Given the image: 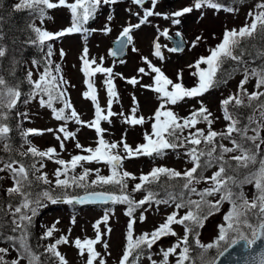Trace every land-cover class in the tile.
Segmentation results:
<instances>
[{"label": "snow or ice", "instance_id": "obj_1", "mask_svg": "<svg viewBox=\"0 0 264 264\" xmlns=\"http://www.w3.org/2000/svg\"><path fill=\"white\" fill-rule=\"evenodd\" d=\"M119 0H74L68 3V0H58V3H53L52 0H20L15 5L17 10L29 9L38 13V17L43 22L46 14V9H52L58 6H66L72 15V23L61 31L52 33L34 23L30 25L35 38L31 39V43L44 45L46 41L53 40L57 37H62L65 34L77 33L84 31L83 25L92 18L101 5H114ZM136 5L143 6L145 0H132ZM151 7L144 8L143 16L140 18L139 23L127 24L119 33L118 43L120 50L132 43L131 32L133 29H138L142 24L147 22L151 16H164L165 19H170L173 24H179L180 20L177 19L187 13H191L194 9L200 10L202 8H212L217 11L221 10L224 6L218 0H194L190 6L183 7L180 10L171 13H161L155 11L159 0H150ZM257 11L248 13L251 18L250 23H246L239 29H225L221 42L214 48L209 50V55L200 57L195 65L197 71L192 75L198 78V83L193 87H186L182 82V73L177 74V81L170 79L160 67L154 65L148 57H142L145 62V67H140L137 71L140 74L150 76L154 81L153 84L142 85V87L151 89L158 94L157 99L160 101L157 109L152 117L148 119L153 121L151 124V133L147 131L144 133L145 143L138 144L135 148L126 142L125 137H122L119 142H109L104 138V133L107 131L101 127V121L111 123V117L117 115L112 111L113 98L118 99V93L115 90L113 76H121L126 79L127 83L131 85H138L140 81L136 76L123 77L120 73H113L112 67L104 66V57L98 58L88 56V48L83 49L80 57L82 60V69L86 77L85 83L88 86V91L82 95L85 98H90L95 106L94 119L91 121H84L81 119L80 114L76 111L70 100L67 98V88L65 87L68 82L63 77H57L53 74L49 67H45L40 73L39 78L32 79V73H28L29 83L32 85V92L30 98L39 97L41 107H46L51 110L52 116L57 121H63L58 128H48L43 130L27 129L23 136L25 142L29 144L26 151L20 152V156L39 157L41 160L47 158L54 161L59 167L55 169L54 186L61 189L59 194L54 192L53 188H48L42 192L29 191L33 180L30 177V168L34 170L31 175L35 176L36 181H40L45 185H52L53 181L49 180L48 174L41 170L45 167L43 163L37 167L33 163L30 168L23 162L16 159H9L0 167V172L8 171L11 173L13 184L7 189L9 196H19L20 203L14 207L9 204V210L12 213V223L15 225L11 231L18 232L19 236L8 237L13 241V248L17 251L18 255L15 259L6 260L8 248H0V264H21V261L26 260L27 264H41V258L37 255L28 243V228L31 225L33 218L38 214L40 208L46 207L44 201L52 204L67 203V204H85L88 202H109L114 204L127 205L126 215L129 217L127 224L126 244L123 254L120 257L118 264H140V257L144 254V249H151L161 238L168 236H176L172 225L178 224L184 226V236L181 237L176 244L165 249H161L163 259L159 262L152 260L149 255L148 259L151 264H168L170 255L177 254L178 258L176 264H185L190 259L188 236L195 227H203L204 222L219 212L224 202H228L231 207L229 211L224 214V224L218 226V236L214 243L207 245H200L203 249H212L214 247H222L223 250L218 253L223 256L229 248L244 242V247L248 250L252 249L259 241L264 239V137L261 136V130L264 129V102L257 103L255 107L259 110L260 121H256L254 116H250L249 125L253 122L256 127L252 128L253 135H248L249 125L240 126V121L233 118L229 112L228 106L234 104L235 106H245V98L247 99V106H253L254 102L260 101L264 97V67L249 69L246 65L243 67V78L238 85V91L229 95L226 99L221 101L224 111V119L228 121L226 129L223 132H216L212 129L213 120L211 119L212 113L203 105L198 109H194L187 117H179L175 112L167 107L168 104L177 105L185 98H197L204 95L209 89L216 86L218 83V74L222 71V66L227 61L236 62L237 65H244L243 60L245 49L242 47V41L254 39L259 36L264 39V0L256 5ZM229 12L236 11L235 8H226ZM135 15L140 16L139 13ZM113 17L108 16L107 20L111 21ZM102 31L105 34L111 32L108 23L105 24ZM162 35L167 36V30H164ZM201 37H197L193 41V47L200 41ZM154 55L163 59L161 53V46L158 42L154 44ZM136 51V49H133ZM170 51H179V48L169 49ZM4 50L0 48V57L4 55ZM64 55L61 50V56ZM110 55L116 57L119 51L116 49L110 50ZM264 55V53H262ZM47 56H52L51 46H48ZM34 63H39L34 61ZM50 63V61H49ZM120 63H124L123 60ZM206 65L202 68L201 65ZM95 65V67H93ZM56 73L60 72L59 65L56 66ZM96 73L105 74L106 78L103 83L106 85L108 96L107 114H104L105 109L101 108L96 90L93 83L87 79L94 76ZM154 74V75H153ZM255 78V89L248 92L245 87L249 80ZM226 82V81H225ZM22 93L15 86H9L6 81L0 77V143L3 144L5 152H11L12 148L6 141L9 139L8 134L11 129L6 121L9 119L11 111L16 107ZM47 97V99H45ZM27 102V101H26ZM60 102L62 107H55L54 103ZM133 104L131 115H125L123 112L119 115L123 118V122L131 125H143L145 117L143 115L137 116L138 102L133 97ZM70 110V114L66 113ZM72 120L77 125L87 126L94 129L98 139L96 140V147H84L76 141L75 147L81 150V153L71 156L70 160L59 158V153L54 146L48 147L46 150H39L35 145H32L27 137L30 134L42 135L44 132L53 133L54 138L59 142L60 149L64 150L65 141L68 139H76L77 132L70 131L67 127V121ZM201 121L206 122L207 131L196 127ZM185 129H195L189 131L184 135ZM79 131V129H77ZM233 133L239 135V140L233 137ZM62 134V135H61ZM217 137L227 139L231 143V147L217 141ZM247 142H250L247 143ZM205 147H199L201 144ZM187 146V147H186ZM210 146V147H209ZM186 147V155L189 157L192 167L183 172L167 167H154L149 173H141L139 176V183H136L128 191V184L126 178L137 179L133 173L127 170H122L123 161L138 156L154 155L161 156L167 149H176ZM122 148V152L119 149ZM239 153L231 155L228 159L225 158L226 154ZM203 158V160H202ZM234 161L233 165L231 162ZM103 163L109 167L110 175H102L99 168L90 169L84 167L85 163ZM217 165V170L211 176H203L198 170L206 169ZM77 167L82 168L79 175L75 173ZM95 172V179L87 182L89 175ZM35 173H40L35 175ZM161 175H165L168 179H182L183 183L179 185V192L167 191L165 189V197L158 198L159 193L150 190L148 185L158 183ZM63 177V178H62ZM210 184L209 187L202 190H197L196 184L201 181ZM253 185L256 194L251 200L243 192L244 185ZM90 186H114L119 190V194L113 191H91L85 192V195L79 196L72 194L69 189L82 188L87 189ZM169 187H172L171 185ZM144 191L146 194L140 200L134 199L131 193ZM195 194L198 199H191V195ZM219 194V199L210 200L208 197ZM155 203L156 205H175V210L168 214L165 221L159 226L154 228L150 233L144 232L138 237L133 235V225L136 222L134 213L138 208L148 205L149 207ZM187 208L188 211L183 216L179 214V210ZM259 209L257 213L253 210ZM147 211V209H145ZM250 214L255 216V222L250 218ZM110 218L109 210H105L102 218L95 222V237L81 239L75 238L70 241L68 235H61L54 243L49 244L46 251L58 258L59 264H69L66 257L58 250V245L73 243L75 248L79 250L80 255L87 253L85 264H107V261L96 250V245L102 242V233L100 231V224H107ZM146 216L144 212L139 215V220L144 221ZM58 223V221L56 222ZM56 223L49 227L44 237H52L56 230ZM72 224L76 223L75 217L72 218ZM71 229H69V232ZM110 231V229H109ZM222 242H224L222 244ZM199 244V240L196 241ZM18 245V247H17ZM181 245H184L181 248ZM105 249L108 248L107 242H103ZM180 249L179 253L177 250ZM110 255V254H109ZM259 258L255 264H264V250L258 254ZM202 264H217L216 260L202 261Z\"/></svg>", "mask_w": 264, "mask_h": 264}, {"label": "rangeland", "instance_id": "obj_2", "mask_svg": "<svg viewBox=\"0 0 264 264\" xmlns=\"http://www.w3.org/2000/svg\"><path fill=\"white\" fill-rule=\"evenodd\" d=\"M52 2L58 3V0H52ZM72 2H74V0H68V3ZM193 2L194 0H159L155 11L171 13L182 9L183 7L190 6ZM218 2L224 6L221 10L217 11L212 8H202L200 10L194 9L191 13H187L177 18L180 20L179 24H173L170 19H165L164 16L149 17L147 22L142 24L140 28L132 30V43L126 46V53L122 57H113L110 55L111 42L119 36V33L124 26L127 24L139 23L140 18L143 16L144 8L151 7V2L150 0H146L143 6H139L134 4L132 0H119V2L114 5H101L96 14L83 25L84 31L65 34L62 37L46 41V44H51L52 56H47L48 49L45 48V45H42V49H40L44 52L42 55L43 62L38 61L39 63H34V61H28L26 64L27 72H31L32 79L36 80L39 78V75L44 68L49 67L53 74L58 78L62 76L63 79L68 82L65 86L67 88V98L84 121L93 120L95 113V106L91 99L85 98L82 95L89 90L85 83L86 77L81 71L83 64L80 57L85 47L89 50V58L95 57L98 60L99 57L103 56L105 58L104 66L112 67L114 74L120 73L123 77L128 78L136 76L140 81V84L138 85L127 83L126 79L121 78V76H113L118 99L115 97L113 98L112 111L117 113V115L110 118L111 123L101 121V127L107 130L104 133V138L107 141L119 142L122 137H125L126 142L135 148L138 144L145 143L144 133L146 131L151 133V124L153 121L148 118L153 116L160 102L157 99V93L151 89L142 87V85L154 83L150 76L140 74L137 71L140 67H145L147 69L142 57H148L154 65L160 67L161 70L174 82L177 81V74L182 73L183 84L189 88L193 87L198 83V78L193 76L192 73L197 70L195 67H189V65H195V62L200 57L209 55V50L221 42L225 29H239L244 24L250 23L251 18L248 16V13L250 11H257L256 5L260 3L261 0H245L241 2L227 0L226 3L222 1ZM226 8H235L236 11L229 12L225 10ZM136 13H139L140 16L135 15ZM31 14L37 26L52 33L70 27L72 23L71 12L66 6L46 9L43 22L38 17V13L31 10ZM109 15L113 17L111 21L107 20ZM106 23H108L111 28V32L108 34H105L102 31ZM164 30H167L168 35L175 39H179L180 37L185 43V47L180 51H170L169 49L173 48L172 42L168 39V35L164 36L161 34ZM197 37H201V39L196 46L193 47L192 42L195 41ZM156 42L161 46L163 59L158 58L153 54L155 51L154 44ZM134 48L136 51L133 50ZM61 50L64 52L63 56H61ZM121 60H123L124 63H120ZM57 65L60 67L59 73H56L55 71ZM93 67H95V65H93ZM201 67L204 68L206 65L202 64ZM243 75V71L236 73L223 84L217 85V83L216 86L209 89V91L200 97L191 99L185 98L184 101L179 102L177 105L168 104L167 107L179 117H187L192 110L198 109L201 106L200 102L202 101L203 105L212 113V129L216 132H223L226 129L228 121L224 119L223 105L221 104V101L238 91V85L243 78ZM105 78V74L96 73L94 76L88 77L87 79L93 83L98 102L101 108L105 109L104 114H107L108 96L106 85L103 83ZM245 87L249 93L256 90L255 78L249 80ZM133 97H135L138 102L136 115H143L145 117L146 122L143 125L131 126L123 122V118L119 115L121 112L126 116L131 115V109L135 106L133 104ZM45 99H47V97H45ZM26 101H22L26 117V130L29 128L38 130L48 128L56 129L60 124L64 123L63 121L55 120L50 109L41 107L39 97L30 98L29 95ZM261 102H264V100H261ZM54 106L59 108L62 107L63 104L55 102ZM66 113L70 114V110H66ZM251 116H254L256 121H260L258 109L256 112L252 113ZM245 125V123L240 124L241 127ZM249 126L248 135H253L254 133L251 129L256 127V123L253 122ZM67 127L70 131H76L77 135L76 139H68L65 141L64 150L60 149L59 142L54 138L53 133L44 132L42 135L30 134L28 136V141H30L32 145H35L39 150H46L48 147L54 146L59 153V158L65 160H70L71 156L76 154H87L81 153V150L75 147L77 140L85 148L89 146L95 148L97 146L95 142L98 137L94 129H90L87 126L77 125L72 120L67 121ZM196 127L207 131L208 126L206 122L201 121ZM77 129H79V131H77ZM194 130L195 129H185L184 135H187L189 131ZM260 134L264 137V129L261 130ZM236 135L238 134L233 133L234 138H236ZM216 139L219 143L231 147L229 140L222 139L221 137H217ZM247 143L250 144V142ZM186 147L167 149L161 156H138L124 160L122 170H127L128 172L133 173L137 178H126L128 191L131 192L134 185L140 182L138 178L141 173L147 174L154 167H167L180 172L191 168L192 163L190 162L189 157L185 154ZM199 147L204 148L205 145L202 143ZM261 147L264 149V145ZM119 151L122 152V148L119 149ZM235 154L239 153L226 154L225 158L228 159L231 155ZM3 163V161L0 162V167L3 166ZM40 163L45 165L41 171L48 174L49 180L53 181L54 185V172L59 165L47 158H44L43 160L40 159L38 167L40 166ZM234 164L235 162L233 161V165ZM84 167L90 169L99 168L102 175H110L109 167L103 163H85ZM217 167V165H213L212 167L206 169L202 168L198 171H200L203 176H211L212 173L217 170ZM80 172H82V168L77 167L75 173L70 172V175H79ZM5 174L8 184H11L13 180L11 173L6 170ZM95 175V172H92L87 178V182L90 183L91 180L95 179ZM182 183L183 180L181 179L180 184ZM179 185L178 188H175L174 186L163 188L167 191L178 193ZM209 186L210 184L203 180L195 185L197 190H202ZM151 190L160 194L158 198L165 197V190L162 192L153 189ZM243 192L249 200H251L256 194L254 186L250 184L243 186ZM131 194L134 199L140 200L146 193L140 191ZM198 198L199 197L195 194L191 195V199ZM208 199H219V194L208 197ZM44 203L46 204V207L41 208L37 216L38 228H40L41 234L44 236L45 231L58 221L53 236L44 237V244L46 247L49 244L54 243L61 235H68L70 241H74L77 237L81 239H84L85 237L94 238L96 230L93 225L96 221L102 218L105 210H109L110 218L108 223L100 224L102 242L95 247L107 261V264H118L126 244L127 224L129 221V217L125 214L127 205L110 202L105 205L78 207L74 204L67 203L52 204L46 200ZM230 207L231 205L228 202H224L220 211L209 217L204 222L203 227L194 228L193 231L196 232V236L193 237V241L196 242L199 240V247L200 245L214 243L218 236V226L225 223L223 217L224 214L229 211ZM145 209H147V211H145ZM174 210V204L156 205L153 203L151 207L146 204L143 207L138 208L134 213L136 217V222L133 225L134 237H138L144 232L150 233L154 228L163 223L166 216ZM186 211H188L187 208H182L179 210V214L183 216ZM258 211L259 209L253 210L254 213H257ZM141 212H144L146 216L144 221L139 220ZM73 217H75L76 220L75 224L71 223ZM250 218L255 222L254 215L250 214ZM172 227L177 235L163 237L153 245L151 249L145 248L144 254L140 257V264H151V261L148 259L149 255L152 260L157 262L161 261L163 259L161 249L166 250L176 244L177 241L184 236L183 225L174 224ZM69 229H71L70 232ZM103 242H107V249L104 248ZM183 246L184 245H181V248ZM0 248L9 249L5 256L6 260L10 261L15 259L18 255L16 250L12 247L0 244ZM58 250L66 257L69 264H85L86 262L87 253L85 252L83 256L80 255L79 250L75 248L73 243L58 245ZM221 250L222 249H218L217 252L219 253ZM179 251L180 249L177 250V253H179ZM177 258V254L170 255L168 264H176ZM53 259L54 264H59L58 258L53 256ZM21 264H23V261H21ZM200 264H202V261Z\"/></svg>", "mask_w": 264, "mask_h": 264}, {"label": "trees", "instance_id": "obj_3", "mask_svg": "<svg viewBox=\"0 0 264 264\" xmlns=\"http://www.w3.org/2000/svg\"><path fill=\"white\" fill-rule=\"evenodd\" d=\"M218 1L226 3L227 0ZM231 1L241 2L245 0ZM19 2L20 0H0V48H2L5 53L0 57V77L6 81L7 85L17 87L22 93L16 107L11 111L9 119L6 121L11 129L8 134L9 139L6 142L11 145L12 151L5 152L3 150V144L0 143V162H6L9 159H16L30 168L33 163H36V166L38 167L40 158L32 157L30 154L28 156L19 155L20 152L26 151L29 147V144L25 142V137L23 136V133L26 131V117L22 101H26L32 92V85L28 80L26 64L28 60L41 62L44 52L41 50V45L30 42L31 39L35 38V34L32 32L30 25L33 23L35 24V22L31 10H17L15 8V5ZM44 45L46 49H48L49 45L51 46L50 43L46 44V42ZM242 47L245 49L243 60L249 69L264 67V55H262V53H264V39H261L259 36L254 39L250 38L242 41ZM245 65L238 66L237 63L233 61L225 62L222 66L221 73L218 74L217 85L223 84L234 74L243 71ZM262 91H264V89ZM261 100H264V97H262ZM261 100L254 102L253 106L249 107L247 106V99L245 98V106H235L234 104H230L228 110L233 114V118L240 121V124L245 123L248 125V118L252 113L257 111L255 105L260 103ZM236 139L239 140V135H236ZM231 163L233 164V161ZM33 171L34 170L30 168V177L33 180V183L29 191L42 192L51 187L56 194L61 192V189L55 188L53 184L45 185L40 181H36L35 176L31 175ZM39 174L40 173H35V175ZM180 181L181 179L170 180L167 176L161 175L158 183H153L148 185V187L150 190L153 189L162 192L165 190L163 187L168 188L170 185L178 188ZM12 184L13 180L11 184H8L5 171L0 172V244L13 248V241L9 240L8 237L19 236V233L11 231L15 225L12 223L13 216L8 206L11 204L14 209V207L19 205L20 197L15 195L9 196L7 193V189L12 186ZM96 189L119 192L114 186H90L86 190ZM69 191L72 194L77 195L85 191V189L72 188L69 189ZM40 210L41 208L38 210V214ZM38 214L33 218V221L28 228V243L32 250L40 256L41 264H54L53 255L46 251L47 247L44 244V236L41 234L40 228H38ZM195 235V231L189 233L187 245H190V259L186 261L185 264H200L201 261L213 260L218 253L217 250L222 249V247L201 249L193 241ZM23 264H27V261L23 260Z\"/></svg>", "mask_w": 264, "mask_h": 264}, {"label": "water", "instance_id": "obj_4", "mask_svg": "<svg viewBox=\"0 0 264 264\" xmlns=\"http://www.w3.org/2000/svg\"><path fill=\"white\" fill-rule=\"evenodd\" d=\"M170 39L173 42V48H179L180 50H182L185 47V43L181 40L180 37L179 39H174L170 37ZM112 49H116L119 51V55L116 57H121L126 52V47L120 50L118 38L112 42L111 50ZM83 195H85V193L80 194L79 196H83ZM91 204H105V202H88L85 204H78V205L85 206V205H91ZM262 250H264V239L259 241L250 250L244 247V242L242 241L239 244L229 248L228 251L225 252L223 256L217 255L214 260L217 261V264H255V261L259 258L258 254Z\"/></svg>", "mask_w": 264, "mask_h": 264}]
</instances>
